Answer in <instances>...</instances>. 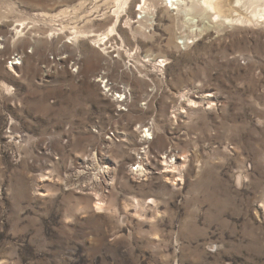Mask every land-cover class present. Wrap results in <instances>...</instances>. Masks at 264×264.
<instances>
[{"label":"rangeland","instance_id":"rangeland-1","mask_svg":"<svg viewBox=\"0 0 264 264\" xmlns=\"http://www.w3.org/2000/svg\"><path fill=\"white\" fill-rule=\"evenodd\" d=\"M201 1L0 0V264H264V24Z\"/></svg>","mask_w":264,"mask_h":264},{"label":"bare ground","instance_id":"bare-ground-1","mask_svg":"<svg viewBox=\"0 0 264 264\" xmlns=\"http://www.w3.org/2000/svg\"><path fill=\"white\" fill-rule=\"evenodd\" d=\"M117 1H124V5L127 4V2H129V0H117ZM148 0H143L144 4L147 3ZM228 0H202L201 2H203L204 6L206 7V9H208L209 11H211L212 13L214 12L215 14V19H220V20H225L228 22H232V23H239V22H247V21H252L253 18L255 20L256 23H261L264 24V0H249V3H251V5H255L256 6V10L252 9V12L254 13L253 16H248V15H244L245 12H239L238 8L241 4L245 5L247 4V2L245 0H233L234 1V5L235 8H226L225 7V3ZM118 2V4H119ZM167 2L170 3L169 6H171L173 9L176 8H180L179 4H180V0H167ZM229 3V2H228ZM142 5V7L144 9H147L145 5ZM168 4V3H166ZM262 5L263 7L261 9H258V7H260L259 5ZM196 5V4H195ZM229 5V4H228ZM148 7V6H147ZM259 10V11H258ZM147 11V10H146ZM258 11V12H257ZM144 12V11H143ZM205 13V12H204ZM243 13V14H242ZM249 14V13H248ZM250 17V18H249ZM146 19V18H145ZM251 19V20H249ZM254 22V21H252ZM249 23V22H248ZM257 24V25H258ZM193 42V41H192ZM107 87L110 88L109 84H106ZM105 85V86H106ZM111 89V88H110ZM118 99V98H117ZM120 101H123V99H119ZM194 101V100H193ZM150 130V129H149ZM150 132V131H149ZM151 138V137H150ZM140 151V150H139ZM163 157V156H162ZM142 158V157H141ZM147 158V157H146ZM140 162V161H139ZM168 162V160H167ZM144 163V162H143ZM171 166V165H170ZM175 167V166H174ZM169 171V170H168ZM172 171V170H171ZM96 208L98 209H104L105 208V204L103 201H98L96 203Z\"/></svg>","mask_w":264,"mask_h":264},{"label":"built area","instance_id":"built-area-1","mask_svg":"<svg viewBox=\"0 0 264 264\" xmlns=\"http://www.w3.org/2000/svg\"><path fill=\"white\" fill-rule=\"evenodd\" d=\"M139 10H141V9H139ZM143 13V12H142ZM144 14V13H143ZM144 16H146V15H144ZM142 14H140L139 15V17H144ZM14 59H16V57H14ZM17 63V62H16ZM126 91L125 90H123V95L125 96V93ZM118 93V92H117ZM118 96V98H121V96H119V94L117 95ZM126 97V96H125ZM123 99V98H122ZM124 100V99H123Z\"/></svg>","mask_w":264,"mask_h":264}]
</instances>
